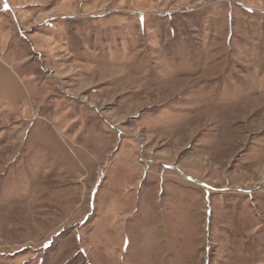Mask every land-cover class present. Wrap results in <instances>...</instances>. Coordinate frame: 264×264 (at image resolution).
Segmentation results:
<instances>
[{"label": "rangeland", "instance_id": "rangeland-1", "mask_svg": "<svg viewBox=\"0 0 264 264\" xmlns=\"http://www.w3.org/2000/svg\"><path fill=\"white\" fill-rule=\"evenodd\" d=\"M0 264H264V0H0Z\"/></svg>", "mask_w": 264, "mask_h": 264}]
</instances>
